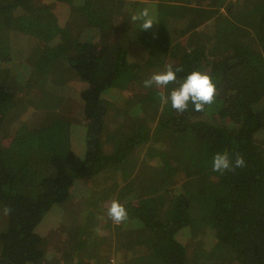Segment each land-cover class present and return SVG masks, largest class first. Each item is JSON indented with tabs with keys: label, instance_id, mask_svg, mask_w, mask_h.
Listing matches in <instances>:
<instances>
[{
	"label": "trees",
	"instance_id": "trees-1",
	"mask_svg": "<svg viewBox=\"0 0 264 264\" xmlns=\"http://www.w3.org/2000/svg\"><path fill=\"white\" fill-rule=\"evenodd\" d=\"M144 7L148 31L130 21ZM13 46L35 56L0 82V264H264V0H0V56ZM167 64L183 69L176 82L145 88ZM193 71L211 76L215 102L162 107ZM225 150L246 166L212 171ZM83 179L95 204L72 208Z\"/></svg>",
	"mask_w": 264,
	"mask_h": 264
},
{
	"label": "clouds",
	"instance_id": "clouds-1",
	"mask_svg": "<svg viewBox=\"0 0 264 264\" xmlns=\"http://www.w3.org/2000/svg\"><path fill=\"white\" fill-rule=\"evenodd\" d=\"M133 24H139L142 31H148L157 24L150 13L149 8L137 10L130 16ZM183 71L182 68H173V65H165V70L156 72L150 78L144 80L145 88H166L169 84L176 82V73ZM216 85L211 76L206 72L193 71L183 79L178 87L173 88L167 95L163 91L159 93L161 106L171 104L172 109L179 114L188 112L189 104L194 106L197 112L203 111L205 105L215 102ZM246 166L242 153H229L227 150L214 154L211 162L212 171L224 174L235 172L237 168ZM8 207L4 208V214L10 213ZM107 216L115 224H120L128 218L126 208L116 199H112L107 208Z\"/></svg>",
	"mask_w": 264,
	"mask_h": 264
},
{
	"label": "rangeland",
	"instance_id": "rangeland-1",
	"mask_svg": "<svg viewBox=\"0 0 264 264\" xmlns=\"http://www.w3.org/2000/svg\"><path fill=\"white\" fill-rule=\"evenodd\" d=\"M150 11H152V10L150 9ZM25 45L26 44L23 43L22 44V47H24ZM6 49L7 48H3V50H6ZM140 49H141V47L134 46V50L132 51V54H131V58L133 60H135L136 57H139V50ZM29 51H30V49L27 52L25 50H23L22 52H19V51H17V49L15 50V47L14 46H13V49L10 48V52H11V54L13 56V59H14L13 62H12V58H11V54L10 53L1 55V56H3V59L0 62H2L4 60H7L9 62L8 63V66L5 65L6 62H4L3 66L0 65V82L1 83H6V78H5L6 77V74H7L8 71L10 72V70L14 66V61H17V59H24L26 57H29V55L32 54V52H34V50L32 48H31V51L32 52H29ZM31 56H35V54H32ZM2 81H4V82H2ZM26 96H28L29 98H32L33 97V98H36L38 100H39V98L40 99L43 98L41 96V93L27 94ZM124 98L125 97L120 98V101L118 103V105H120V107H125L126 105L127 106L130 105V103H127V104L124 103V100H125ZM52 103L54 104V102H52ZM52 103L45 104V107H48V105H50ZM123 104H124V106H123ZM33 106L36 107L35 103H32L31 102L30 105H29V107H28V109L30 110ZM4 109H5V113H6V121H7L6 125L7 124L9 125L8 128H10V127H12L14 125H17V123L20 122V120H21V118L23 116H21L20 114H17V112L15 111V109H7V108H4ZM36 114L37 113H35V114L32 113V114H30L29 116H27L25 118L29 119V123L32 121V123H35L36 125L37 124H41L42 120L39 119V117L36 116ZM74 122H75V125L79 124L78 123L79 120H77V119H75ZM27 125H29L28 124V121H27ZM78 129H79V132L80 133H78V136L79 137H75L76 140H79V141H77L76 149H77V152L79 154H81V153L84 154V152H86V150H87L86 144H85V141H84V139H85L84 135H85L86 129H85V127H82V126H78ZM73 132L77 133L74 130H73ZM11 137H12V140H19L21 137H24V134L22 133L21 127L15 129L14 132H13V135H11ZM207 165H208L207 162L206 163H203L200 168L196 169V172L199 173L203 167H204V169L207 170L208 169L207 168ZM84 181H86V179L79 180V181L76 182L75 187H74L73 195H72V197L69 199V201L67 203L68 206H71L72 208H84L87 205L88 206H93L95 204V202L93 201V198L88 195L89 193H93L94 190H95L94 187H93V184L91 183V185H89L90 182L88 181L87 187L86 188H83L82 185H81V183L84 182ZM84 185H85V183H83V186ZM102 202L104 204V207H105V205H108V203H106L107 202V199H103V201L101 200V202H99V203L102 205ZM102 208H103V206H102ZM60 215H61V213H59L58 217ZM58 217H57V220H58ZM48 219H50V218H48ZM78 220H80V216L78 217ZM69 221H76V219L73 218L70 215H67L66 222H69ZM81 247H84V245L81 246ZM73 252H75V251L74 250L72 252H69L68 251L69 255H72ZM65 255H66V253H63L61 255V257H64Z\"/></svg>",
	"mask_w": 264,
	"mask_h": 264
},
{
	"label": "built area",
	"instance_id": "built-area-1",
	"mask_svg": "<svg viewBox=\"0 0 264 264\" xmlns=\"http://www.w3.org/2000/svg\"><path fill=\"white\" fill-rule=\"evenodd\" d=\"M115 261V259H112L108 264H116Z\"/></svg>",
	"mask_w": 264,
	"mask_h": 264
}]
</instances>
